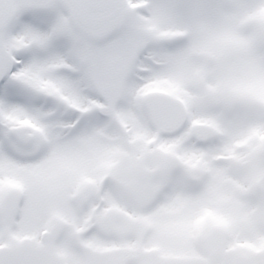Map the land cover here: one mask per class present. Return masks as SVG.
I'll return each instance as SVG.
<instances>
[{
  "label": "snow or ice",
  "instance_id": "1",
  "mask_svg": "<svg viewBox=\"0 0 264 264\" xmlns=\"http://www.w3.org/2000/svg\"><path fill=\"white\" fill-rule=\"evenodd\" d=\"M0 264H264V0H0Z\"/></svg>",
  "mask_w": 264,
  "mask_h": 264
}]
</instances>
